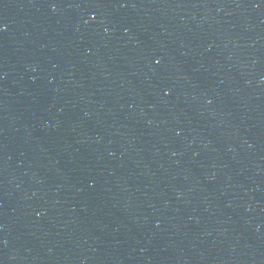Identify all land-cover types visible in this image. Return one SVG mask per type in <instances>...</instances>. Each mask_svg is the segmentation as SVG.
Segmentation results:
<instances>
[{"label":"water","instance_id":"1","mask_svg":"<svg viewBox=\"0 0 264 264\" xmlns=\"http://www.w3.org/2000/svg\"><path fill=\"white\" fill-rule=\"evenodd\" d=\"M0 264H264V0H0Z\"/></svg>","mask_w":264,"mask_h":264}]
</instances>
